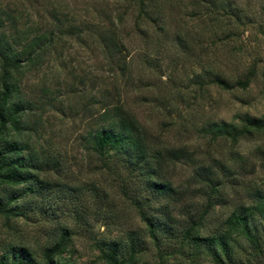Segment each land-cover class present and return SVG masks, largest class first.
<instances>
[{
  "label": "rangeland",
  "instance_id": "obj_1",
  "mask_svg": "<svg viewBox=\"0 0 264 264\" xmlns=\"http://www.w3.org/2000/svg\"><path fill=\"white\" fill-rule=\"evenodd\" d=\"M144 8L139 0H0V9L15 18L7 30L19 45L47 36L21 89L35 104L29 119L38 126V143L62 161L59 172L44 174L52 190L21 199L26 216L0 215V259L10 245H26L40 257L67 227L72 240L64 259L72 264H103L98 242L114 239L127 252L138 241V264H214L205 250L179 249L182 230L209 195L216 205L202 235L220 233L231 212L264 191V133L233 141L209 132L214 123L264 117V0H145ZM103 36L118 42L112 57ZM253 71L242 88L239 80ZM217 75L231 88L214 83ZM109 104L136 115L151 148L190 153L161 174L175 194L158 198L130 179L117 157L90 150L86 138L104 124L100 116ZM200 167L221 182L218 191L201 181ZM127 186L150 200L146 209L166 219L175 237L161 234L156 245L123 193ZM254 223L262 230L259 218ZM249 252L235 248L245 260Z\"/></svg>",
  "mask_w": 264,
  "mask_h": 264
},
{
  "label": "trees",
  "instance_id": "obj_2",
  "mask_svg": "<svg viewBox=\"0 0 264 264\" xmlns=\"http://www.w3.org/2000/svg\"><path fill=\"white\" fill-rule=\"evenodd\" d=\"M139 1L141 10L146 12L145 0ZM14 20V16L0 9V215L6 220L26 216L28 209L20 203L21 199L52 190L54 184L44 174L59 172L62 165L58 156L47 152L38 143L35 136L38 126L29 119L35 104L23 95L21 89L25 68L41 61V43L47 36L36 35L20 46L14 35L7 30V23ZM102 44L111 57L120 51L114 36H103ZM252 75L254 71L245 79H240L239 85L247 88ZM212 81L222 88H231L230 82L220 75ZM109 106H105L100 116L104 124L91 130L86 138L90 150L102 159L117 157L130 171L129 178H137L143 190L152 192L158 198L175 194L177 191L172 182L163 180L161 174L166 164H176L187 159L190 153L183 148H151L148 130L136 115L123 104ZM209 132L214 137L237 141L264 133V117L245 116L242 124L214 123ZM211 174L209 167H200L197 171L201 181L208 183L211 193H214L218 191L221 182L214 180ZM123 193L137 208L156 245L160 246L161 234L176 236L166 219L162 220L146 209L150 206V200L141 198L140 191L130 194L127 186L123 188ZM215 205L209 195L198 218L192 219L191 224L182 230L179 249L188 244L193 248V253L205 250L214 264H253L255 259L258 264H264V191L257 190L251 204L231 212L220 233L202 235L203 221ZM255 217L261 220L262 230L254 223ZM70 233L67 227L62 228L59 238L46 246L40 257L26 245H10L4 250L0 264H72L64 259L72 240ZM98 243L103 264L139 262L138 241L135 239L130 241L129 252L123 248L120 240H102ZM237 247L244 251L249 249L247 255L250 257L247 260L239 258L235 253Z\"/></svg>",
  "mask_w": 264,
  "mask_h": 264
}]
</instances>
